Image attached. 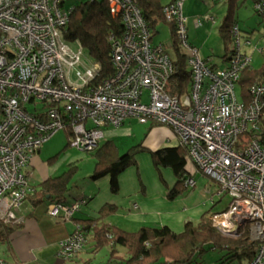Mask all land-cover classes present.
<instances>
[{
	"label": "built area",
	"instance_id": "obj_1",
	"mask_svg": "<svg viewBox=\"0 0 264 264\" xmlns=\"http://www.w3.org/2000/svg\"><path fill=\"white\" fill-rule=\"evenodd\" d=\"M252 1L254 12L264 18V0ZM61 2L0 0V222L20 224L17 210L33 192L27 172L31 157L55 133L70 130V147L90 153L105 128H119L132 118L172 131L196 171L216 184L213 198H229L222 212L209 216L212 227L234 239L248 225V238L257 247L243 264H264V83L250 88L248 103L238 100L240 74L252 63L242 51L251 41L242 42L238 23L229 29L233 46L226 65L217 69L188 42L184 0L162 8L164 20L176 28L191 73L189 93L175 97L165 90L173 73L171 58L163 45H152L135 0H108L122 32L109 36L113 73L102 82L91 61L95 73L77 70L80 56L61 35L69 16ZM61 41L65 45L59 46ZM254 49L264 53V46ZM184 184L194 187L195 181L187 178ZM84 203H49L46 212L56 221H73ZM86 244L87 236L75 223L71 235L59 242L58 256L72 262Z\"/></svg>",
	"mask_w": 264,
	"mask_h": 264
},
{
	"label": "trees",
	"instance_id": "obj_2",
	"mask_svg": "<svg viewBox=\"0 0 264 264\" xmlns=\"http://www.w3.org/2000/svg\"><path fill=\"white\" fill-rule=\"evenodd\" d=\"M225 1L228 4V13L219 27V34L223 41L227 42L231 39L229 29L237 23L232 11L234 8L240 7L245 0ZM135 2L153 36L157 23L165 22L162 8L172 3L173 0H169L166 4H162L161 0H135ZM61 7L69 13L68 22L61 29L63 41L70 45H77L86 52L89 60L98 66L99 76L96 79L98 82H102L113 73L109 36L111 34L119 35L122 32L120 17L111 12L108 0H89L68 8H65L62 0ZM165 23L169 24L171 33L172 57L170 58L173 66V73L165 90L170 96L181 97L190 91L191 73L184 54L178 48L174 24ZM262 83H264V66L260 70H254L251 67L243 70L237 83L241 92L240 100L248 103L250 88ZM67 134L71 137L70 130H67ZM245 139H247L246 134L239 137L241 142ZM142 150L140 145H136L119 155L114 144L105 143L88 153L95 160L91 179L98 180L102 177H109L110 189L115 193L118 187V175L135 164L134 157ZM151 156L156 166L170 169L178 182H182V184L190 175L195 174L196 167L190 160L187 149L181 145L159 149L151 152ZM190 166L194 168L190 169ZM76 169V166H70L60 176L50 177L36 186H32L33 192L27 197V200L35 205L44 202L48 204L65 203L66 194L73 185L75 186L72 179ZM175 195V192L170 193V197ZM114 211V207L108 206L96 218L76 222L87 236L88 248L92 252L97 253L104 247H110V262L115 260L119 264H190L193 256L196 253H204L205 247L208 246L209 250L224 249L230 252L228 253L230 257L223 263H234L237 260V264H243L253 258L257 247V244L248 238V225H243L236 238L226 239L212 227L207 213L201 216L196 225L191 221H186L182 232L175 234L167 227L145 226L135 232H125L117 227L109 226L103 220ZM16 226L18 225L0 222V242L2 244L8 245L9 236ZM116 247L126 250L127 257L125 259L115 255Z\"/></svg>",
	"mask_w": 264,
	"mask_h": 264
},
{
	"label": "crops",
	"instance_id": "obj_3",
	"mask_svg": "<svg viewBox=\"0 0 264 264\" xmlns=\"http://www.w3.org/2000/svg\"><path fill=\"white\" fill-rule=\"evenodd\" d=\"M133 121L139 125L148 126L146 133L139 135L137 132L139 129L135 130ZM105 143L114 144L119 154L136 145H140L143 149L135 155V164L118 175L117 191L115 193L111 191L109 177L91 179L93 167L88 177L91 182L87 180V183L82 186L77 185L78 182L75 181V186L73 185L65 196V203L78 199L85 200L80 210L74 215L73 221L67 222L56 221L49 217L46 212L48 203L35 205L26 199L16 213L20 224L14 228L9 236L8 245L6 244L9 264H94L92 260L98 252H92L88 248L89 244L69 263L58 256V244L71 235L76 222L96 218L108 206L114 207L115 211L110 213L103 222L125 232H135L146 226L167 227L178 234L182 232L187 220L192 217L194 219H191L198 223L202 214L206 213L207 198L213 199L216 192L214 182L195 169V174L188 177L195 181V186L180 185L187 191L186 195H180L178 192H181V189L179 190L178 187L182 182H178L170 169L154 164L151 152L180 145L179 139L169 128L151 123L140 124L137 120L129 118L119 128L104 129L98 148ZM41 151L42 148L35 153L37 158ZM35 154L27 170L31 187L52 177L47 174L40 182L36 184L33 182L31 169L33 162L36 161ZM192 168L194 167L190 166V169ZM171 192H175L176 195L170 197ZM26 202L30 203L32 210L23 209ZM42 205L45 206L43 212L40 210L36 213L34 208ZM121 249L122 251L118 252L116 247L115 255L125 259L126 250Z\"/></svg>",
	"mask_w": 264,
	"mask_h": 264
},
{
	"label": "rangeland",
	"instance_id": "obj_4",
	"mask_svg": "<svg viewBox=\"0 0 264 264\" xmlns=\"http://www.w3.org/2000/svg\"><path fill=\"white\" fill-rule=\"evenodd\" d=\"M63 1L65 8H68L89 0ZM168 1L169 0H161V3L166 4ZM227 13L228 4L225 0H184L182 4V16L185 19L188 42L195 47L202 59L207 61L208 65L217 69L225 67V60L228 58L233 46L231 39L224 42L222 36L219 34V27L222 25ZM232 14L241 31L242 42L246 37H248L251 41V46L242 50H245L252 58L251 68L254 70L262 69L264 66V54L255 52L254 46H264V18L254 12L252 0H245L240 7L233 9ZM210 18H213L214 22H211L209 20ZM171 43L169 24L164 21L158 22L156 25V32H154V35L152 36V45H163L167 54L172 57ZM62 45L65 44L62 41L59 42V46ZM68 48L71 52L78 53L80 56L82 65L77 67L78 71L85 72L88 69L95 73V68L90 62V58L85 51L74 44H68ZM72 78L73 81H77L74 78V74H72ZM235 92L238 100L241 101L239 86L236 87ZM144 101H146L145 96ZM134 124L135 130L139 129L137 131L139 135L146 133L148 126L139 125L135 122ZM69 141L70 137L67 134V130L62 129L55 133L42 145V151L38 155V158L37 154H35L36 161L33 162L31 169L33 172L32 179L35 184L40 182L47 176V174L52 175V177L60 176L70 166L77 167L72 182L76 181L78 182L77 185L83 186L87 183V180L90 181L88 177L94 167V158L88 153L78 151L70 147ZM180 185L183 184H179L178 189H181V192H178V194L186 195V189H182ZM205 198H207V196H205ZM218 200L221 201L216 203ZM228 201L229 198L227 196H224L221 199L218 197H214L213 199L207 198L205 207L207 216L222 212L226 208ZM24 208L32 210L29 202L25 203L23 209ZM44 209V205L34 208L36 213L40 212V210L43 212ZM191 218L187 221H191L194 225H196L197 221L192 220L194 218ZM205 249L206 251L204 253H196L190 264H221L226 262V259L230 257V254H228L230 252L228 250H209L208 246L205 247ZM121 251L122 249L118 247V252ZM0 260L5 262H7V260L9 261L6 244H2L1 242ZM110 261L111 256L110 249L108 247L101 249L97 254H95L92 260L94 264H118L115 260H112L113 262ZM234 263H238L237 260H235Z\"/></svg>",
	"mask_w": 264,
	"mask_h": 264
},
{
	"label": "clouds",
	"instance_id": "obj_5",
	"mask_svg": "<svg viewBox=\"0 0 264 264\" xmlns=\"http://www.w3.org/2000/svg\"><path fill=\"white\" fill-rule=\"evenodd\" d=\"M166 22V21H165ZM99 145V144H98ZM98 148V147H97Z\"/></svg>",
	"mask_w": 264,
	"mask_h": 264
}]
</instances>
